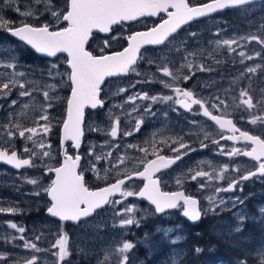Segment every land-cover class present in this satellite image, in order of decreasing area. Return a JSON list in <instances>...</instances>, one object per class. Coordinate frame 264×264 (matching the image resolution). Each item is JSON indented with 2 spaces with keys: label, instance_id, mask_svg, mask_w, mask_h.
<instances>
[{
  "label": "rangeland",
  "instance_id": "1",
  "mask_svg": "<svg viewBox=\"0 0 264 264\" xmlns=\"http://www.w3.org/2000/svg\"><path fill=\"white\" fill-rule=\"evenodd\" d=\"M208 0H193L194 4L206 2ZM198 2V3H197ZM21 11H26V5L37 9V15L43 11V5H34L33 0H18ZM52 3L58 9H63L66 0H52ZM247 10L235 9L230 14L222 17L213 16L205 20L196 22L195 24L186 27L182 33L175 36V39H170L160 48H147L141 54L142 58L136 64V72H129L126 75L116 77L109 80L102 88L101 98L104 100L105 106L102 109L93 111L90 110L85 125V137L80 154L84 157L81 171L84 174L86 184L91 189H98L104 185L115 182L117 172L112 168V164L118 163L117 157L124 156L125 163L120 165L121 171L127 170L131 173L134 170H142V166L137 168L139 158L144 156L135 147L129 145L148 147L149 155L151 156V146L145 141L154 140L159 148L163 150L169 149L168 146L162 143V140H167V144L173 147L178 146L173 141L181 138L182 141L192 148L198 143H204L215 138L218 139V126L207 121L201 114L199 108L197 111L187 113L179 105H173L176 111H172L167 104H153L152 111L156 113L155 117H145L144 124L139 132L131 136H124L123 132L131 130L134 127L135 119L129 118L125 115L126 112L132 110L131 103H125L129 96L137 93H147L149 96L164 94L173 95L171 89H165L160 79L169 80V77H162V73L157 71V65L163 66L167 64L170 69L175 70L180 68L184 63V56L187 52H196L202 50V54L196 56H189L188 60L192 61L193 68L191 72H195L191 79L177 81V86L192 90L197 98H204L209 100L214 95H219L225 99L228 108L221 109L217 112L211 109L213 113L218 115L230 116L241 123L245 129L256 132V134L264 137V126L251 125L247 122L248 114L242 112L240 109L234 107L232 97H236L235 103H239V91L242 88L249 86L248 74L243 79L238 80L235 84L232 81L237 78L247 66H255L260 64L264 66V59L256 57L254 60H245L243 64L240 63L239 52L244 51L247 55H254L255 52L261 50L260 45L252 42L248 44L246 41L239 40L242 36L261 35L264 36V31H258L260 25L264 23V1L258 2L254 5L246 6ZM8 12L14 13L16 16L11 17ZM5 19L12 22L29 23L36 25L37 23L44 24L52 20L50 13L44 12L40 18L34 19L31 17L25 18L20 16L12 8L4 7L2 13ZM230 17V18H229ZM66 26V25H61ZM146 27V21H139L131 25H120L114 29L111 36L103 37L96 35L91 42V50L98 54H106L112 51H120L127 46L126 37L131 35L137 29ZM190 33H196V36L190 37ZM219 33V35H216ZM115 36L117 39L112 40ZM225 39H237L239 45H232L236 49L235 52H229L226 46H222L216 51L215 42L217 40L223 41ZM110 40V47L103 48V42ZM184 41V44H181ZM177 47L181 51L177 52ZM103 48V52L101 49ZM212 56L209 57L208 53ZM15 56L17 67L15 71L26 73V77L21 80L39 81V88L44 89L45 84H56L57 88L54 92H50L51 96L56 97L51 103L53 107L48 110L50 122L52 124L51 132L43 137L46 144H50L51 148H46L51 152V158H44L46 163L41 160H35V167H27L21 172H16L7 165H0V207H16L19 212L0 213V253H7L9 259L0 262V264H25V261L30 259L33 255L39 258V264H53L55 257L49 251H58V249L51 248V245L58 238L59 234L66 233L69 239V250L71 252L68 257V264H96L97 258L103 256V249L110 245H117L121 240L131 241L136 244L133 249V254L136 257L135 264H171L170 256L173 248L177 249L182 254L181 264H237V261L248 256V264H259L256 258L257 249L264 246V218L259 212L260 208H264V178L256 181V186H252L248 190L244 188L241 192L237 189L232 194L226 192H215L216 187H226L228 180L220 181L213 180L204 190H201L199 185L203 180L198 178L197 181H192L190 176L197 170H204L212 172L213 168L219 170L223 165L229 166V172L226 176L229 178H237L240 174H246L251 165L243 156H234L229 158L218 154L217 147L213 144L207 153L199 154L185 161L166 175V181L173 187L178 189H187L191 194L200 198L202 208L208 206L207 198L214 196L219 199H224V205L216 209L215 213L209 212L204 215V220L201 225L193 226L182 215V210L177 209L163 215L153 214L148 203L139 201L137 197H129L126 199V205H135L139 211L136 213L137 218L144 217L139 227L132 225L128 229L120 227H113V224H119V218H114V212L125 205H116L115 208L108 206L94 217L86 219L85 221L68 223L60 222L52 219L47 213L46 208L49 206L48 196L44 193L36 196L32 193L36 191V186L27 183L29 179H38L42 187H47L54 178L53 173L46 174L47 167H58L62 163L61 156V134L63 121L67 117V98L71 95V87L67 80V73L70 69L67 67V56L62 55L54 60L45 59L38 56L31 51L23 42L17 41L9 37L7 30L0 27V60L11 61V57ZM153 61V63H149ZM216 61H220L217 63ZM210 65L213 69L211 72L196 71L199 64ZM57 65V68L52 69L53 74L59 72L61 75L56 78L49 79L47 73L51 65ZM13 69H5L0 67V72L11 73ZM139 72L140 75L136 73ZM188 68L182 69V74L191 75ZM7 77L0 78V83L5 82ZM150 81V82H145ZM135 85V87H132ZM31 88L32 85H27ZM127 89L126 92L117 94L119 89ZM264 88V73L259 69L255 76L251 79V88L255 98L260 95V89ZM225 89H229L225 93ZM34 100L31 97H20L19 89L15 88L7 98H3L0 94V126L7 125L9 122V113H12V119L19 121L22 127H35V121L40 115V105L43 103L42 91L33 92ZM12 100H17V104L9 106ZM150 101L139 99L136 100V105L139 106V112L143 113ZM23 104H30L31 107L22 111ZM114 105H123V108L113 107ZM210 107V104L208 105ZM264 107V106H262ZM113 114V120L116 116L120 117V132L117 138L113 139L108 133L112 120L109 119V112ZM167 112V116L163 115ZM254 114L260 115L259 109L253 110ZM19 114V115H18ZM138 114L133 113L136 117ZM241 116L245 118L242 120ZM196 123L193 124L192 122ZM40 123H44L40 121ZM100 128L102 131H93V128ZM14 130V129H13ZM205 132L210 134L209 139H205ZM153 133L156 135L153 136ZM225 134V133H223ZM5 132L0 129V148L7 147L16 150L20 158H28V154L23 153L25 144L32 147L31 142H26L23 139L15 138L10 144H5L7 140ZM227 148L238 147L244 148L243 145H235L233 143H222ZM119 145V147H115ZM94 151L95 155L107 154L112 152L111 163L109 160L101 159L95 160V156L90 157L89 151ZM68 153L77 154L76 149L73 148L72 143L68 146ZM161 153V152H160ZM92 164H95L96 170H92ZM239 167L240 173L237 174L231 169ZM105 170H108L107 172ZM191 170V172L189 171ZM122 178V177H121ZM177 179H181L182 183L178 185ZM164 182V181H163ZM246 181L243 182L245 184ZM143 184L140 181L130 183L128 187L139 190ZM190 189H189V188ZM241 197L244 200L242 205L233 207L229 202L231 198ZM114 199H120L116 197ZM147 213V215H145ZM237 213L243 214L247 219L243 222L242 231L235 232V227L239 224ZM9 222L16 223L19 227H23L25 232L23 235L27 240L37 244L42 250L34 252L23 248V241L18 238L14 243H6L2 237L16 236L20 233L14 229H10L7 225ZM158 228H174L182 236V241L177 245H170L164 239L163 234L158 232ZM256 230L260 232L256 234ZM40 240L35 237L41 235ZM145 234L148 239L145 241ZM177 233L171 235L174 237ZM209 234L217 238V240L229 248L241 252L240 258H229L217 253L215 249L202 248L198 245L189 243V238L192 235ZM199 247L203 251L196 255L194 248ZM83 248L84 252L79 251Z\"/></svg>",
  "mask_w": 264,
  "mask_h": 264
},
{
  "label": "snow or ice",
  "instance_id": "2",
  "mask_svg": "<svg viewBox=\"0 0 264 264\" xmlns=\"http://www.w3.org/2000/svg\"><path fill=\"white\" fill-rule=\"evenodd\" d=\"M259 0H209L208 3L200 5H192L189 0H66L63 9H58L52 3V0H33L34 5H43V11L37 15V9L31 6H27L26 11H21L18 0H0V13L4 7L12 8L20 16L28 18L39 19L44 12L50 13L52 20L48 23L41 24L39 26L21 23L18 27H10L12 23L4 18L0 14V27H4L12 36L17 37L20 41L30 45L37 53L45 54L48 57H56L58 53L67 54V67L70 71L66 74L67 80L71 87V95L67 98V117L63 121L62 126V146L64 141H72V146L75 149H79L81 144V138L84 135L83 123L84 113L86 108L96 109L98 107H104V100L101 99L102 85L105 79L108 77L126 75L129 72H136L135 65L138 59L142 58L141 48L144 45L159 46L164 45L165 42H171L170 38L175 39L177 30L183 25L188 24L192 20L207 16L210 13H214L218 10L225 8H232L238 10H247L246 6L254 5ZM161 13L166 15V19L162 22L146 31L134 32L126 37L127 47H124L122 51L113 52L111 54L94 55L88 50L89 40L93 37L94 32L110 33L113 30L114 25H123L129 21H139L142 17H156ZM66 25V26H61ZM258 31H264V23H262ZM219 35V33H216ZM190 37H195L196 33H190ZM112 40L117 39L113 36ZM239 40L246 41L248 44L255 42L260 45L261 50L255 52L254 55H247L246 52L240 51V63L243 64L245 60H254L256 57L264 59V36L261 35H249L242 36ZM237 39H225L223 41L217 40L215 42L216 51L222 46H226L229 52H235L236 49L232 45H239ZM110 40L103 42V48L110 47ZM184 44V41H181ZM103 48L101 51L103 52ZM177 52L181 51L180 47H177ZM202 54V50L196 52H187L184 56V63L180 68L172 70L167 64L163 66L157 65V71L162 73V77H169V80L160 79V83L163 84L165 89H171L173 95L157 94L149 96L147 93H137L133 96H129L125 103H131L133 105L130 112H126L125 115L129 118L135 119L134 127L131 130L123 132L124 136H131L136 132H139L144 124L145 117H155L156 113L152 111L153 104H167L172 111H176L173 105H179L186 111L192 112L193 106L198 105L201 109L200 113L203 117L208 118L214 122V125L218 126L219 132L218 139L213 138L212 144L217 147L218 154L232 158L234 156H245L251 158L255 162L253 169L246 172V174H240L237 178H229L226 173L229 172V166L223 165L217 170L213 168L212 172L197 170L190 176L192 181H197L201 178L203 182L199 187L204 190L208 187L209 182L213 180H228L226 187H216L215 192H235L239 189L243 191V182L249 181L252 178H264V138L258 135H250L247 131H240L239 128L233 123V120L227 118L225 115H214L210 110L214 109L220 112L221 109H227V101L221 98L219 95H214L205 100L204 98H197L192 90L184 89L177 86L176 82L179 80L188 81L191 79L195 72H191L193 68L192 61L188 60L189 56H196ZM208 56L211 57L212 53L209 52ZM12 62L0 60V67L5 69H13L11 73L0 72V78L7 77L5 82L0 83V94L3 98H7L13 89H19L20 97H31L33 100V92L42 91L43 103L40 105V115L38 120L35 121V127H22L21 123L12 119L13 114L9 113V122L7 125L0 126L6 136L7 140L5 144H10L15 138H20L26 142H31L32 147H28L27 143L23 149V153L28 154V158L21 159L18 157L16 150L3 147L0 148V161L7 165H11L15 169H21L25 166L35 167V160L39 159L42 163H46L44 158H51V152L45 150L50 149L51 145L46 144L43 137L47 136L51 132L52 124L48 110L53 107L51 103L56 97L51 96L50 92H54L57 88L56 84H45L44 89L39 88V81L21 80L26 77V73L15 71L17 64L15 63L16 57H11ZM219 63L220 61H216ZM153 63V61H149ZM58 66L53 64L48 70L49 79H55L56 76L61 75L59 72L53 74L52 69ZM188 68L191 75L182 74V69ZM264 73V66L256 64L255 66H247L240 75L235 78L232 83L235 84L238 80L243 79L248 74L249 86L242 88L239 91V103H235L236 97H232L234 101V107L240 109L242 112L248 114L247 122L251 125L264 126V114L256 115L253 110L259 109L261 113H264V88L260 89V95L255 98L250 91L252 76H255L257 70ZM196 71H213L210 65L203 63L196 67ZM140 75L139 72L136 73ZM150 82V81H145ZM27 85H32L31 88ZM135 87V85H132ZM127 89H119L117 94L126 92ZM225 93L229 89L224 90ZM141 101L148 100L150 103L144 107L143 113L139 112V106L136 105V100ZM17 100L10 102V107L17 104ZM210 104V108L207 106ZM31 107L30 104H23L22 111ZM113 107L123 108V105H114ZM133 113H137L136 117ZM19 115V114H18ZM163 115L166 117L167 112ZM245 117L241 116L243 120ZM109 119L112 120L110 126V135L113 139L117 138L120 132V117L116 116L113 120V114L109 112ZM43 121L44 123H40ZM193 124L196 122L193 121ZM14 129V130H13ZM93 131H102L100 128H93ZM224 132H231L232 135H224ZM239 132L240 135L236 136L235 133ZM156 134L153 133V136ZM205 139L210 138V134L205 132ZM243 140L250 147L227 148L225 144H221V140L233 141L234 143ZM146 144L151 146L154 159H147L149 155L148 147H140L129 145V147H135L144 156L139 158V164L137 168L142 166V170H134L129 173L126 169L121 171L120 165L125 163L124 156H118L116 159L118 163L112 164V168L116 170L117 176L114 183H110L103 188H99L95 191L90 190L84 180V174L79 170L81 155L77 152L75 157L68 155L67 150L63 152V162L59 167H47V173H53L55 178L47 187H42L38 179H29L27 183L36 186V191L32 194L39 196L41 193L46 194L49 200V206L46 208L47 214L51 217L58 218L60 221H72L80 222L82 219L88 218L93 215L98 209H103L106 205L115 208L116 205L125 206L119 208L114 212V218H119V224H113V227H120L122 229H128L129 226L135 225L139 227L144 217L137 218L136 213L139 209L135 205H126L125 201L129 197H138L149 203L153 214H166L169 210H182V215L191 222H198L203 215H207L209 212L215 213L216 209L225 204L224 199L217 200L216 197L210 196L207 198L208 206L205 208L200 207V201L191 196L186 195L183 191L167 192L162 191L160 187V177L156 174L162 172L163 169H168L177 161L183 159L189 152L195 151L190 145L184 143L181 138H177L173 141L178 146L173 147L167 144V140H162V143L169 147V150L174 153L173 156H164L160 152L162 148L157 146V143L152 141H145ZM209 145L201 142V149L207 148ZM119 147V145H115ZM90 157L95 156L96 161L101 159L109 160L111 163L112 152L107 154L95 155L94 151H89ZM92 170L99 173L96 170L95 164H92ZM106 172L108 170H105ZM191 172V170H189ZM231 171L239 174L240 168L236 167ZM122 177V178H121ZM138 179L143 181V187L139 190L132 189L128 185L134 180ZM176 183L180 185L181 179H177ZM119 195L120 199H113ZM233 207L242 205L244 200L237 196L231 198L229 201ZM19 212L16 207H0V213H12ZM259 212L261 217L264 218V208H260ZM147 215V213H145ZM239 224L235 227V232L242 231L243 222L247 219L243 214L237 213ZM86 222V220H85ZM10 229L16 230L20 233L19 237L7 236L2 237L6 243H14L18 238L23 241V248L34 252L42 251L36 243L27 240L23 233L25 229L19 227L16 223L9 222L7 225ZM158 232L163 234V237L170 245H177L182 241V236L174 228H158ZM176 232L173 237L171 234ZM41 235L35 237L36 240L41 239ZM148 236L145 234V241ZM136 244L121 240L117 245H110L108 248L103 249V256L98 257L96 264H135L136 257L133 254V249ZM51 248L58 249V251L52 252L51 249L47 250L55 257L53 264H68V257L71 252L69 250V239L66 233L58 235V238L51 245ZM79 251L84 252L81 248ZM196 255H199L203 249L196 247L193 249ZM256 258L259 264H264V246L257 249ZM9 259L7 253H0V262ZM171 264H181L182 254L175 248H173L170 256ZM25 264H39V258L33 255L30 259L25 261ZM140 264H144L143 261ZM237 264H248V256L237 261Z\"/></svg>",
  "mask_w": 264,
  "mask_h": 264
},
{
  "label": "flooded vegetation",
  "instance_id": "3",
  "mask_svg": "<svg viewBox=\"0 0 264 264\" xmlns=\"http://www.w3.org/2000/svg\"><path fill=\"white\" fill-rule=\"evenodd\" d=\"M193 0H189V2L191 3V4H194L193 2H192ZM209 2V0L208 1H206V2H201V3H198V5H200V4H204V3H208ZM228 11H225V12H222V14H224V13H227ZM218 16L220 15V14H217ZM167 17L165 16V15H160L158 18H146V19H143L142 21H146V27H143V28H140V29H137L135 32H137V31H146V30H148V29H150V28H152V27H154V26H156V25H158V24H160L161 22H162V20L163 19H166ZM205 19H207V18H204V19H202V20H205ZM202 20H199V21H202ZM199 21H196V22H199ZM196 22H192V23H190V24H188L186 27H188V26H191V25H193V24H195ZM185 27V28H186ZM182 29L181 31H179L176 35H178V34H180V33H182L184 30H186V29ZM134 33V32H133ZM132 33V34H133ZM175 35V36H176ZM171 39V38H170ZM152 48H155V47H151V49ZM208 106V105H207ZM209 107V106H208ZM210 108V107H209ZM181 109H183V108H181ZM199 109V106L198 105H194L193 106V111L192 112H194V111H197ZM184 110V109H183ZM211 110V109H210ZM184 111H186V110H184ZM212 111V110H211ZM187 113H192V112H189V111H186ZM213 112V111H212ZM214 115H218V114H216V113H213ZM202 115V114H201ZM227 118H230V119H232L233 121H234V124L236 125V127L237 128H239L240 129V131H247V132H249V134H251V135H258V136H261V138H264V137H262V135H259V134H256V132H253V131H250V130H247V129H245V127H243V126H241V123L240 122H237L236 121V119H234L233 117H230V116H226ZM207 121H209V122H212V121H210L208 118H205ZM212 123H214V122H212ZM225 134L224 135H232V133L231 132H224ZM235 135L236 136H239L240 135V133L239 132H236L235 133ZM233 143V144H235V145H243V146H245V147H250V145H248V144H246L243 140H240V141H237V142H233V141H225V140H221L220 141V143L222 144V143ZM206 144H208L209 146L207 147V148H203V149H201V147H200V145L198 146V143H196L195 145H194V149H196L195 151H192V152H189L187 155H185L184 157H183V159L182 160H180L178 163H177V165H175L173 168H171V169H169V170H166V171H163L161 174H159L158 175V177H160V181H161V185H162V188H163V190L164 191H170V192H175V191H181V190H184L185 191V193L186 194H188V195H193V194H191L187 189H178V188H176V187H173V186H171L167 181H166V175L167 174H169L171 171H173V170H175L177 167H179L184 161H185V159L187 158V159H190V158H192V157H195V156H197V155H199V154H203V153H207L208 152V150L210 149V147L213 145L212 144V142H210V141H207V142H205ZM244 147V148H245ZM161 155H164V156H173L174 155V153H172L169 149H165V150H163L161 153H160ZM243 157H245V156H243ZM155 157L153 156V155H151L150 156V158L149 159H154ZM246 158V161L249 163V165H251V167L249 168L250 170H252L253 169V165L255 164V162L254 161H252L251 160V158H248V157H245ZM260 179V178H259ZM258 178H252V179H250L249 181H246L245 182V184H243V186H244V188H246V189H248V190H250L251 189V184L250 183H253L252 184V186H256V181H258L259 180ZM135 181H140V182H142V184H143V181H141V180H135ZM135 181H132V182H135ZM164 181V182H163ZM131 182V183H132ZM114 183V182H113ZM130 185V184H129ZM104 186H107V185H104ZM143 187V186H142ZM189 188V187H188ZM190 189V188H189ZM195 196H197V195H195ZM140 201V200H139ZM146 203V202H145ZM149 204V203H148ZM108 207V206H107ZM107 207H105V208H107ZM104 209V208H103ZM102 209V210H103ZM101 211V210H100ZM99 211V212H100ZM203 218H204V215H203Z\"/></svg>",
  "mask_w": 264,
  "mask_h": 264
},
{
  "label": "water",
  "instance_id": "4",
  "mask_svg": "<svg viewBox=\"0 0 264 264\" xmlns=\"http://www.w3.org/2000/svg\"><path fill=\"white\" fill-rule=\"evenodd\" d=\"M261 1H264V0H259V2H261ZM258 3V2H257ZM227 10H233L232 8H225V9H221V10H218V11H216V12H214V13H210L209 15H207V16H203V17H199V18H196V19H194V20H192L191 22H189L188 24H190V23H192V22H196V21H199V20H202V19H204V18H207V17H211V16H214V15H217V14H219V13H221V12H224V11H227ZM163 13H161L160 15H162ZM160 15H158V16H156V17H142V18H140V20H142V19H144V18H158ZM163 15H165V14H163ZM166 16V15H165ZM139 20V21H140ZM136 22H138V21H129V22H125V24H132V23H136ZM188 24H185V25H183L180 29H178L177 30V33L179 32V31H181L183 28H185ZM115 26H117V25H114L113 26V28L115 27ZM113 32V30L110 32V33H100V32H94V34L95 33H97V34H100V35H103V36H107V35H110L111 33ZM138 32H140V31H138ZM176 33V34H177ZM8 34L10 35V36H12L9 32H8ZM94 34H93V37H94ZM176 34H174V35H176ZM13 38H15V39H17V40H19L17 37H14V36H12ZM93 37L89 40V43H90V41L93 39ZM25 43V42H24ZM89 43H88V45H87V47H88V50H89ZM166 43V42H165ZM26 44V43H25ZM27 45V44H26ZM33 52H35L36 54H38L39 56H42V57H45V58H50V59H55V58H57L58 56H60V55H67L66 53H58L57 54V56L56 57H48V56H46L45 54H42V53H37L30 45H27ZM161 46H163V45H159V46H152V45H144L142 48H141V52L144 50V49H146V48H149V47H161ZM90 51V50H89ZM122 51V50H121ZM93 53V52H92ZM111 53H113V52H111ZM111 53H108V54H111ZM94 54V53H93ZM94 55H96V54H94ZM119 76H122V75H119ZM119 76H113V77H108V78H106L105 79V82H104V84L102 85V87L105 85V83L108 81V80H110V79H113V78H116V77H119ZM100 95H102V91H101V94ZM103 108V107H102ZM88 109H91V108H86L85 109V113H84V123H83V129H84V127H85V123H86V118H87V111H88ZM98 109H101V107H98V108H96V109H91V110H93V111H95V110H98ZM233 123H234V121H233ZM251 135V134H250ZM62 136H63V133L61 134V156H62V162H63V159H64V156H63V152H64V150L66 149L67 150V153H68V145L70 144V143H72V141H64L63 142V146H62ZM84 136H85V130H84V135H83V137L81 138V144H80V147H79V149H76V151L80 154V152H81V148H82V143H83V138H84ZM242 140V139H241ZM74 148V147H73ZM75 149V148H74ZM18 153V152H17ZM68 155H71V156H73V157H75L74 155H72V154H70V153H68ZM81 155V154H80ZM18 157H19V154H18ZM81 157H82V159H81V161H80V168H79V170L81 171V166H82V162H83V160H84V158H83V156L81 155ZM20 158V157H19ZM249 158V157H248ZM21 159H25V158H21ZM179 161H177V163H178ZM177 163L176 164H174V165H172L170 168H168V169H163L162 170V172L163 171H166V170H169V169H171V168H173L175 165H177ZM0 164H2V165H7V164H5L4 162H2V161H0ZM7 166H9L11 169H13L14 171H17V172H20V171H22V170H24V169H26L27 168V166H25V167H23V168H21V169H15V168H13L11 165H7ZM59 167V166H58ZM162 172H160V173H157L156 175L158 176L159 174H161ZM54 178H55V176H54ZM53 178V179H54ZM84 180H85V177H84ZM135 180H138V179H134L133 181H135ZM85 184H86V181H85ZM86 186L88 187V185L86 184ZM103 187H105V186H103ZM103 187H101V188H103ZM160 187H161V190L162 191H164L163 190V188H162V185H161V183H160ZM89 188V187H88ZM90 189V188H89ZM99 189V188H98ZM90 190H93V191H95V190H97V189H90ZM181 191H183V192H185L184 190H181ZM167 192H170V191H167ZM227 194H230V193H233V192H226ZM186 194V193H185ZM116 197H119V195L117 194V196ZM116 197H113V198H116ZM194 197V196H193ZM195 198H197V197H195ZM48 199L50 200V198L48 197ZM137 199L138 200H140V201H142V202H146V203H148L147 201H145V200H143L142 198H138L137 197ZM198 199V198H197ZM199 200V199H198ZM200 201V200H199ZM107 206V205H106ZM105 206V207H106ZM104 207V208H105ZM200 207H201V202H200ZM98 210H101V209H98ZM97 210V211H98ZM171 211H173V210H169L168 212H171ZM47 213V212H46ZM96 214V212L95 213H93V215L92 216H94ZM49 215V214H48ZM159 215H162V214H159ZM50 216V215H49ZM92 216H90V217H88V218H85V219H82L81 221H83V220H86V219H89V218H91ZM51 217V216H50ZM52 219H55V220H58V221H60L58 218H54V217H51ZM186 220H188L186 217H184ZM202 219L203 218H201L198 222H191V221H189L191 224H193V225H198V224H200L201 222H202ZM64 222H72V221H64Z\"/></svg>",
  "mask_w": 264,
  "mask_h": 264
},
{
  "label": "trees",
  "instance_id": "5",
  "mask_svg": "<svg viewBox=\"0 0 264 264\" xmlns=\"http://www.w3.org/2000/svg\"><path fill=\"white\" fill-rule=\"evenodd\" d=\"M231 11H228L227 13L224 14H220L217 17H222L223 15H227L230 14ZM8 15H11V17H15L16 15L12 12H8ZM230 18V17H229ZM41 25L40 23H37L36 26ZM20 26V23L18 21L14 22L12 24V27H18ZM10 37V36H9ZM264 228L261 229V233L263 232ZM256 234H259L260 232H258L256 230L255 232ZM189 243L192 245H198L202 248H208V249H215L217 251L218 254L223 255L225 257H229V258H240L242 257L241 252L234 250L232 248L227 247L226 245L220 243L216 237L211 236L209 234H204V235H192L189 238Z\"/></svg>",
  "mask_w": 264,
  "mask_h": 264
}]
</instances>
